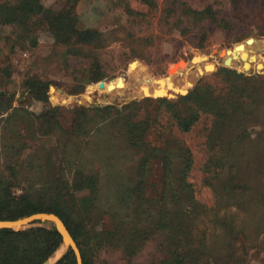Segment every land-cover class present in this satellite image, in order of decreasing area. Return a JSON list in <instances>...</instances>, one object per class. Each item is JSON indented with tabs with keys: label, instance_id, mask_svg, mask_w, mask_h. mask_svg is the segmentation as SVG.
Instances as JSON below:
<instances>
[{
	"label": "rangeland",
	"instance_id": "374dc122",
	"mask_svg": "<svg viewBox=\"0 0 264 264\" xmlns=\"http://www.w3.org/2000/svg\"><path fill=\"white\" fill-rule=\"evenodd\" d=\"M21 1L0 0V181L66 208L82 264H264V0H39L4 23ZM49 12L92 40L56 42ZM197 85L214 110L177 101ZM191 108L183 131L173 111ZM36 227L55 228L13 230ZM67 254L61 240L40 264Z\"/></svg>",
	"mask_w": 264,
	"mask_h": 264
},
{
	"label": "trees",
	"instance_id": "16d2710c",
	"mask_svg": "<svg viewBox=\"0 0 264 264\" xmlns=\"http://www.w3.org/2000/svg\"><path fill=\"white\" fill-rule=\"evenodd\" d=\"M39 3V0H23L15 9L11 10L12 8H10V13L4 16L5 18L2 19V21L4 23L18 21L21 23L27 15L42 12ZM49 13L50 14L45 16V20L48 22L49 30L55 41L58 43L68 42L71 38V32L75 30L74 25H70V21L72 20L71 16L68 13L52 15L51 12ZM76 32L78 34V39L82 42H89L93 38L92 32L89 30ZM206 58L207 57H197L196 60L190 62L191 70L185 76H178L175 82L165 83L170 97L184 94L194 86L195 81L203 74L204 67L209 65ZM221 69L225 73L233 75L236 78L247 79L244 74L238 73L235 70L228 68ZM131 85L133 87L140 85L137 77L133 78ZM27 86H30L32 92L39 100L47 102V94L45 93L47 83L28 81ZM51 94L54 95L53 88L50 89V95ZM74 99L77 103L90 101L82 97L71 98V101ZM127 100L128 99L125 98H119L112 103H121ZM156 100H162L169 105H174L170 99L156 98ZM177 101L194 103L198 109L207 111L214 110L217 103L214 98L211 99L208 97L206 90L201 85H197L186 95L180 96ZM108 107L109 106H105L102 109ZM196 109L191 108L190 112H188L185 117H181L178 113L173 111L174 117L177 119L181 130L188 131L190 126L197 120L198 112ZM13 186L14 185L11 183L5 185L0 181V220H13L38 212H52L63 220L71 236L77 240L78 232L71 228V222L65 207L60 203L55 204L52 208L43 207L41 197L37 196L35 198L33 195L27 194V192L17 194L12 190ZM60 241L61 236L55 228L46 229L36 227L19 231H15L12 228H0V264H40L54 251ZM57 264H76V262L74 256L71 257L70 254H67ZM83 264H86L84 256Z\"/></svg>",
	"mask_w": 264,
	"mask_h": 264
},
{
	"label": "water",
	"instance_id": "95a60500",
	"mask_svg": "<svg viewBox=\"0 0 264 264\" xmlns=\"http://www.w3.org/2000/svg\"><path fill=\"white\" fill-rule=\"evenodd\" d=\"M36 221L53 223L56 230L61 236L62 244L66 247H70L76 256L77 264H82L80 252L78 247L76 246V243L74 242L63 221L54 213L38 212L13 220H0V228H12L17 230L28 226ZM59 225L62 226L63 230H65V232L69 235L68 240L64 239Z\"/></svg>",
	"mask_w": 264,
	"mask_h": 264
},
{
	"label": "bare ground",
	"instance_id": "6f19581e",
	"mask_svg": "<svg viewBox=\"0 0 264 264\" xmlns=\"http://www.w3.org/2000/svg\"><path fill=\"white\" fill-rule=\"evenodd\" d=\"M59 227H60V230H61V232H62V235H63L64 239H65V240H68V239H69V238H68L69 235L65 232V230H63L62 226L59 225Z\"/></svg>",
	"mask_w": 264,
	"mask_h": 264
}]
</instances>
